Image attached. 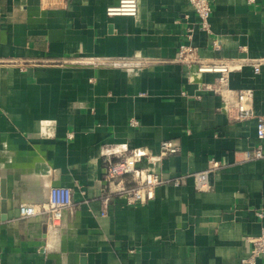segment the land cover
<instances>
[{
    "label": "crops",
    "instance_id": "0c3cea01",
    "mask_svg": "<svg viewBox=\"0 0 264 264\" xmlns=\"http://www.w3.org/2000/svg\"><path fill=\"white\" fill-rule=\"evenodd\" d=\"M116 3L0 0V264H264V253L241 262L264 228V159L247 158L255 119L235 118L248 88L264 116V62L253 68L264 0H215L209 30L188 0H137L134 16H108ZM180 44L233 66L226 101L204 88L219 72L179 62ZM163 140L178 151L160 156ZM131 152L179 184L127 205L102 180V158ZM210 160L218 167L197 190L192 174ZM52 186L72 191L58 225L19 217Z\"/></svg>",
    "mask_w": 264,
    "mask_h": 264
},
{
    "label": "built area",
    "instance_id": "2783aa9c",
    "mask_svg": "<svg viewBox=\"0 0 264 264\" xmlns=\"http://www.w3.org/2000/svg\"><path fill=\"white\" fill-rule=\"evenodd\" d=\"M215 0H188L189 4L196 12L198 23L201 29L209 30V17L212 11V5ZM137 0H117V3L106 8V14L134 16L137 13ZM214 49L220 47L216 40L212 41ZM177 60L183 63H198L199 71H215L219 72L213 83L205 85V89L213 91L220 95L223 100H227L230 91L228 87V72L233 67L225 63H204L199 60L196 54V47L180 44L177 52ZM264 59L255 61L253 68L255 72L259 71V65ZM236 104L235 118L237 120L255 119V132L259 143L248 154L247 158L264 159V116L257 115L249 105L252 97L251 89H239L235 93ZM136 120H131V124H136ZM178 151V146L171 140H163L159 144V155L163 156L168 153ZM146 156L149 161L151 157L147 153H128L125 155H117L115 157L105 156L102 158L103 173L102 180L108 186L112 185V189L117 195L125 198L127 205H136L143 203L145 200L153 197L154 187L164 183L179 184V177L174 179H165L159 173L150 171L148 168L137 166L140 156ZM218 167L216 160H210L209 167L204 170L197 171L192 174L194 185L197 190H203L208 185L209 172ZM129 179V180H126ZM128 181V183H126ZM105 202V200H103ZM73 204L72 191L66 186H52L46 202L39 204L21 203L18 206V215L21 218L32 217L38 214L47 215L52 225H58L62 218L63 209L71 207ZM262 217V214H258ZM251 249L248 256L241 259L242 263H254L255 260L264 253V228L260 235L250 239Z\"/></svg>",
    "mask_w": 264,
    "mask_h": 264
},
{
    "label": "water",
    "instance_id": "95a60500",
    "mask_svg": "<svg viewBox=\"0 0 264 264\" xmlns=\"http://www.w3.org/2000/svg\"><path fill=\"white\" fill-rule=\"evenodd\" d=\"M0 197L2 198V201H0V209L2 212H5V197H6V193H5V190H4V184H3V181H1V187H0ZM66 209H63L62 211V216L63 214L65 213ZM3 218V216H2Z\"/></svg>",
    "mask_w": 264,
    "mask_h": 264
}]
</instances>
